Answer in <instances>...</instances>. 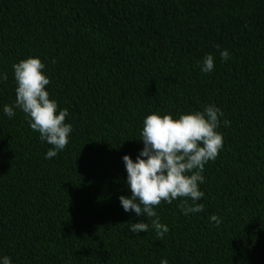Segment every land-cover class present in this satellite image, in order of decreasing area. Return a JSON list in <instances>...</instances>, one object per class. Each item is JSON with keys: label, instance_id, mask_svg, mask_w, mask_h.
I'll return each mask as SVG.
<instances>
[{"label": "trees", "instance_id": "1", "mask_svg": "<svg viewBox=\"0 0 264 264\" xmlns=\"http://www.w3.org/2000/svg\"><path fill=\"white\" fill-rule=\"evenodd\" d=\"M216 45L231 57L221 62ZM214 71L202 73L205 54ZM38 56L67 108L65 149L45 159L15 100L12 64ZM0 255L13 264H264V0H0ZM214 104L230 126L198 201L155 207L169 231L133 235L124 155L143 119ZM216 214L219 226L209 221ZM150 223V221H149Z\"/></svg>", "mask_w": 264, "mask_h": 264}, {"label": "clouds", "instance_id": "2", "mask_svg": "<svg viewBox=\"0 0 264 264\" xmlns=\"http://www.w3.org/2000/svg\"><path fill=\"white\" fill-rule=\"evenodd\" d=\"M215 47L221 62L230 59L228 49H221L220 45ZM214 60L213 54H205L199 65L200 71L213 72ZM11 67L16 85L15 100L11 105H3V113L11 119L16 110L21 111L29 127L39 133L40 141L52 146L44 157L51 159L69 142L73 128L65 122L68 109H60L58 102L50 98L46 88L51 82L50 77L38 56L21 59ZM7 80V72H0V83ZM223 115L219 107L209 104L203 106V111L182 113L178 118L160 112L144 117L139 138L142 149L135 160L130 155L122 157L127 173L125 183L131 194L118 197L125 212L147 218V222L130 223L129 231L133 235L148 233L151 227L157 237H164L169 228L161 223L155 211L162 201L172 204L179 198L178 207L185 216L204 210V205L198 201L205 196L200 190V185L205 183V166L209 161H215L223 149L224 137L218 129L221 125L230 126L229 120H221ZM209 221L219 226L222 218L212 214ZM0 264H13L12 258L0 255ZM160 264H168V260L163 258Z\"/></svg>", "mask_w": 264, "mask_h": 264}]
</instances>
